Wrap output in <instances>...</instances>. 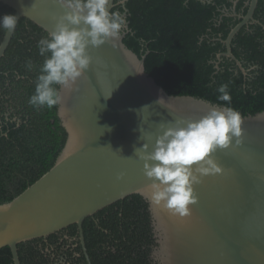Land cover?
Instances as JSON below:
<instances>
[{
  "label": "water",
  "instance_id": "obj_1",
  "mask_svg": "<svg viewBox=\"0 0 264 264\" xmlns=\"http://www.w3.org/2000/svg\"><path fill=\"white\" fill-rule=\"evenodd\" d=\"M0 1L15 10L17 24L26 17L47 32L54 27L53 17L65 11L56 0ZM247 4L245 14L234 7L240 21L223 39L224 55L244 72L231 42L242 26L258 21V0ZM14 31L6 30L0 59ZM124 35L121 31L117 40L89 45L92 62L85 74L70 92L59 86L57 115L66 131L64 146L47 172L0 204V248L9 246L14 264H21L19 244L74 224L85 246L87 217L139 194L151 214L157 243L151 257L157 264H264V110L241 114L240 143L233 138L228 148L212 153L222 172L194 185L197 202L190 205V215L180 217L155 205L152 182L138 156L142 144L148 143L151 151L162 123L197 120L213 106H228L168 93L146 71V54L140 57L129 48Z\"/></svg>",
  "mask_w": 264,
  "mask_h": 264
},
{
  "label": "trees",
  "instance_id": "obj_2",
  "mask_svg": "<svg viewBox=\"0 0 264 264\" xmlns=\"http://www.w3.org/2000/svg\"><path fill=\"white\" fill-rule=\"evenodd\" d=\"M247 1L128 0L124 42L140 57L146 54V71L168 93L200 97L232 107L242 115L255 114L264 110V0H258L254 12L258 21L242 26L231 42L232 52L246 72L234 59L224 54L218 57L227 49L223 39L240 21L231 14L234 7L238 14H245ZM1 9L15 13L0 1V16ZM5 32L0 28V43ZM47 34L34 21L21 18L0 59V204L11 201L47 172L65 143L58 105L37 109L28 103L45 59L39 55L37 42ZM28 61L32 62L31 69ZM224 84L231 95L230 104L218 99V88ZM54 87L58 90L59 85ZM95 215L101 218L100 223L95 225L89 216L84 228L100 234L106 230L121 234L113 241L120 264H154L152 218L141 195H130ZM1 261L13 264L9 246L0 248Z\"/></svg>",
  "mask_w": 264,
  "mask_h": 264
},
{
  "label": "clouds",
  "instance_id": "obj_3",
  "mask_svg": "<svg viewBox=\"0 0 264 264\" xmlns=\"http://www.w3.org/2000/svg\"><path fill=\"white\" fill-rule=\"evenodd\" d=\"M187 0H185V3ZM65 9L47 36L37 42L39 55L45 57L28 103L34 108L58 105L62 96L54 85L72 91L76 81L90 67L89 45L99 47L120 38L127 30V8L112 11L113 0H56ZM123 7L126 0H119ZM18 18L13 13L0 16V28L12 32ZM32 62L27 67L32 68ZM219 100L231 103L227 85L218 88ZM160 103V101H158ZM146 107V106H145ZM242 116L232 107H211L197 120L169 122L158 134L149 151L143 143L138 152L144 161V174L151 180V201L175 215H190L197 202L194 185L202 177L222 172L212 153L226 149L235 138L240 143ZM136 151V149H135Z\"/></svg>",
  "mask_w": 264,
  "mask_h": 264
},
{
  "label": "flooded vegetation",
  "instance_id": "obj_4",
  "mask_svg": "<svg viewBox=\"0 0 264 264\" xmlns=\"http://www.w3.org/2000/svg\"><path fill=\"white\" fill-rule=\"evenodd\" d=\"M127 1L128 0H126V2ZM113 4L111 10L121 11L123 13L121 9L126 7V3L122 7L119 0H113ZM1 11L3 14L6 13L2 9ZM231 14L233 15L234 11ZM122 32L126 33L125 30H122ZM226 50L218 54H224ZM5 84L10 86V80L6 79ZM10 113L11 111L9 109L5 114L8 117ZM14 118L16 119L17 117ZM2 123L3 121L0 119V129L3 127ZM114 204H117V202ZM95 214L92 216L91 220H93L92 222H94L95 225H98L101 218H98ZM83 229L85 246L82 244L81 232L77 225H70L48 237L24 242L19 247L21 264H120L116 257V254L118 255V250L113 244V241L121 234L116 235L115 232L109 230H106V234H100L91 229L86 231L84 223ZM156 245L155 238V246ZM154 264L157 263L154 261Z\"/></svg>",
  "mask_w": 264,
  "mask_h": 264
}]
</instances>
